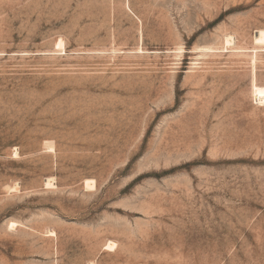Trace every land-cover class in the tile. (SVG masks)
Returning a JSON list of instances; mask_svg holds the SVG:
<instances>
[{
  "label": "rangeland",
  "instance_id": "rangeland-1",
  "mask_svg": "<svg viewBox=\"0 0 264 264\" xmlns=\"http://www.w3.org/2000/svg\"><path fill=\"white\" fill-rule=\"evenodd\" d=\"M0 264H264V0H0Z\"/></svg>",
  "mask_w": 264,
  "mask_h": 264
},
{
  "label": "bare ground",
  "instance_id": "bare-ground-1",
  "mask_svg": "<svg viewBox=\"0 0 264 264\" xmlns=\"http://www.w3.org/2000/svg\"><path fill=\"white\" fill-rule=\"evenodd\" d=\"M230 40L229 39H227V42H229ZM58 44L59 45H64V41L62 40V39H59L58 40ZM14 153L15 154H17L18 155V150L15 148V150H14ZM47 184H48V186L49 185H53V182H52V180L51 179H49L48 180V182H46ZM95 183V182H94ZM86 186H88V187H91V186H93V182L92 181H90L89 179H87L86 180ZM94 188V187H93ZM11 225L13 226L14 224L13 223H11ZM106 246H107V248H109V249H112V248H114V241L112 242H108L107 244H106Z\"/></svg>",
  "mask_w": 264,
  "mask_h": 264
}]
</instances>
